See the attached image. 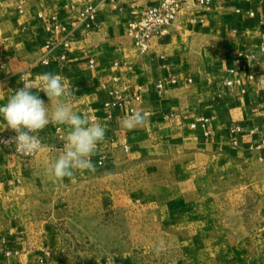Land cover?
<instances>
[{"label":"crops","instance_id":"1","mask_svg":"<svg viewBox=\"0 0 264 264\" xmlns=\"http://www.w3.org/2000/svg\"><path fill=\"white\" fill-rule=\"evenodd\" d=\"M159 1L0 0V105L24 81L39 88L40 74H59L72 86L73 110L106 129L95 172L62 181L46 169L63 150L66 125L41 130L44 147L30 159L0 144V264H264V0H184L169 30L141 52L127 23ZM88 2L98 6L90 27L79 19ZM239 51L250 66L236 71ZM238 77L242 87L226 84ZM111 91L120 104H106ZM131 109L146 115L143 127H121ZM3 124L0 117V140L10 130ZM146 156L156 171L166 168L165 179L128 196L111 184ZM126 202L134 232L147 214L159 241L111 251L77 242L79 233H108L105 211ZM79 203L89 205L80 223ZM111 215L118 235L124 212Z\"/></svg>","mask_w":264,"mask_h":264},{"label":"clouds","instance_id":"2","mask_svg":"<svg viewBox=\"0 0 264 264\" xmlns=\"http://www.w3.org/2000/svg\"><path fill=\"white\" fill-rule=\"evenodd\" d=\"M41 87L25 82L23 88L14 91L7 102L0 105V117L3 130H14L16 135L9 140H0V144H14L18 152L29 155L42 150L38 133L50 123L66 125L63 150L51 162L46 172L54 181L72 178L76 171L95 172L92 157L98 154L99 145L105 140L106 129L99 122H92L87 114L73 110L71 101L75 98L65 78L59 74L43 73L38 76ZM35 88L42 91L50 101V107L44 100L32 92ZM146 115L142 111H133L121 121V127L133 130L143 127ZM2 130V131H3ZM159 254L163 251V242L155 247Z\"/></svg>","mask_w":264,"mask_h":264},{"label":"rangeland","instance_id":"3","mask_svg":"<svg viewBox=\"0 0 264 264\" xmlns=\"http://www.w3.org/2000/svg\"><path fill=\"white\" fill-rule=\"evenodd\" d=\"M156 162L154 160V166L151 167V163L148 159V157H142V160H140L137 163H131L129 165H125L124 172H123V180L119 183L118 180H111L112 185H118L122 184L123 186L119 185V188H121V192L128 196L130 193L135 191L139 187H146V189H149V186L151 185V182L154 181L156 184V178L158 177L159 179H165V167H161L158 169L159 171H156ZM117 187H113L110 190L114 191L117 194V190L115 189ZM89 193L91 191H88ZM100 192V190L94 191V195H97ZM86 192L85 190L78 191V195H85ZM73 208L77 209V214H78V223L83 221L81 218L85 217V212L87 211V207L89 205L86 204H81L79 203L78 205H73ZM94 211L95 213L101 212L103 213L102 208H100V204H94ZM100 208V209H99ZM69 209V205H68ZM124 212L125 215V224H121L122 230L121 233L118 235L111 234L110 232L113 231H118V230H113V228L116 229L117 222L114 221L113 223L112 220V215L118 212ZM110 214V229L106 230L108 233L103 234V235H83L79 233L77 237L75 238L78 243H85L86 241L90 242L92 241L94 248H98V250L102 251H111L113 248H127L137 245V244H150L151 242H157L161 237L151 235L150 233V228H151V220L149 219V216L143 215V221L141 222V234H137L134 232L133 228H135V225H133V212H134V207L132 204L126 202L123 205L120 206H113L110 205L109 211ZM96 222V221H95ZM116 224V225H115ZM137 226V225H136ZM96 228V227H95ZM100 231V230H99ZM96 232V230H95ZM165 238V237H163Z\"/></svg>","mask_w":264,"mask_h":264},{"label":"built area","instance_id":"4","mask_svg":"<svg viewBox=\"0 0 264 264\" xmlns=\"http://www.w3.org/2000/svg\"><path fill=\"white\" fill-rule=\"evenodd\" d=\"M208 1L209 0H206V2ZM17 6L19 10L22 11L21 3H18ZM97 9L98 6L96 4H94L93 2H88L86 6L82 10H80L79 19L85 22L87 27H90L91 22L97 20ZM183 10H184V0H160L158 3L144 7L138 18L129 20L127 23V32L131 37L133 43L141 50V52H146L151 47L153 39H155L159 35L166 33ZM250 14L254 15L253 12H251ZM59 28H60L59 25H55L53 27H49L48 29L50 31H54ZM244 57L246 58L245 61H244ZM94 62L95 61L93 59H90L89 65L93 67ZM247 66H250L249 55H245L242 51L237 52L235 70L239 71ZM247 77L249 79H253L254 74L249 73ZM243 82H244L243 79L238 77L236 79L227 80L226 84L227 85L235 84L242 87L244 84ZM159 86L162 85L160 84ZM242 91H244L243 88ZM111 94H113V98L109 100L106 104L113 106L120 104L122 98L120 91H111ZM136 98L139 99L140 97L138 96ZM131 111H133V109H131ZM15 135H16L15 131L10 129L7 133L2 135L1 140L7 141L11 137H14ZM262 144H264V142ZM7 146L12 147L15 153L22 156L24 159H30L37 153L35 152L33 154L25 155L18 152L14 144H8ZM124 150L128 152L129 146L124 145ZM105 159H106L105 155H100L99 164L104 163Z\"/></svg>","mask_w":264,"mask_h":264}]
</instances>
